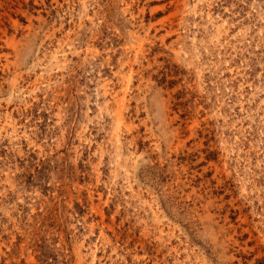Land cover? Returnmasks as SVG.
<instances>
[{"label": "rangeland", "instance_id": "374dc122", "mask_svg": "<svg viewBox=\"0 0 264 264\" xmlns=\"http://www.w3.org/2000/svg\"><path fill=\"white\" fill-rule=\"evenodd\" d=\"M0 264H264V0H0Z\"/></svg>", "mask_w": 264, "mask_h": 264}]
</instances>
